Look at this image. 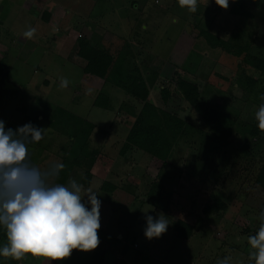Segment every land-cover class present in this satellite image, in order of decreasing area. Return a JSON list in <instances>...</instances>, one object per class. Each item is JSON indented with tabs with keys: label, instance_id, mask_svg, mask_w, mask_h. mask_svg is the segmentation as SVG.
<instances>
[{
	"label": "rangeland",
	"instance_id": "obj_1",
	"mask_svg": "<svg viewBox=\"0 0 264 264\" xmlns=\"http://www.w3.org/2000/svg\"><path fill=\"white\" fill-rule=\"evenodd\" d=\"M236 1L224 9L215 0H199L192 13L177 0H0V119L14 130L29 121L45 128L44 139L29 145L32 162L42 169L63 163L57 182L76 179L81 195L91 188L102 201L97 248L73 249L74 256L52 264H218L225 256L231 264H250L247 237L264 209V189L256 182L264 167V131L250 133L264 103V76L244 62L246 54L264 60V10L253 3L260 0H246L250 15L244 17L233 12ZM29 27L36 29L31 39L23 36ZM211 36L229 42L232 51L212 45ZM78 40L88 41L97 54L109 48L129 57L125 69H139L147 98L128 95L108 77L88 71ZM62 78L67 87L60 86ZM183 79L199 86L206 105L237 118L231 144L218 145L179 88ZM7 80L16 88L5 89ZM99 94L109 99L107 109L95 104ZM146 102L185 121L166 167L135 145L124 147L134 114ZM86 131L87 139L77 136ZM83 139L97 157L71 170L66 160L78 154L71 147L76 151ZM106 181L117 189L107 191ZM153 188L165 197L169 191L162 188L173 193L170 201H160L166 209L148 201ZM216 196L225 208L206 213L204 206ZM149 209L170 223L166 233L150 240L141 211ZM183 215L194 226L188 239L174 230ZM27 257L29 264L49 260Z\"/></svg>",
	"mask_w": 264,
	"mask_h": 264
},
{
	"label": "clouds",
	"instance_id": "obj_2",
	"mask_svg": "<svg viewBox=\"0 0 264 264\" xmlns=\"http://www.w3.org/2000/svg\"><path fill=\"white\" fill-rule=\"evenodd\" d=\"M199 0H177L181 8L195 13ZM211 0H208L209 4ZM227 9L229 0H215ZM34 27L23 32L31 39ZM67 79L60 86L67 87ZM257 127L264 131V103L255 112ZM45 128L31 121L14 130L5 127L0 119V228L6 242L0 244V257L21 259L26 254L45 257L50 261L62 260L73 249L90 251L100 244L97 230L100 224L102 201L99 193L91 188L81 195L83 185L70 178L66 183L57 182L63 163H53L46 168L34 164L29 145L44 139ZM86 196V199H85ZM143 211L144 235L147 239L159 238L166 233L169 221L166 215ZM258 228L247 237L250 264H264V209L257 217ZM218 264H231L225 256Z\"/></svg>",
	"mask_w": 264,
	"mask_h": 264
},
{
	"label": "trees",
	"instance_id": "obj_3",
	"mask_svg": "<svg viewBox=\"0 0 264 264\" xmlns=\"http://www.w3.org/2000/svg\"><path fill=\"white\" fill-rule=\"evenodd\" d=\"M263 1L264 0H260L256 3L255 1H253V3L256 4L257 7L264 10V7L262 5ZM73 3L74 4H72V2L69 3V6H67L68 9L75 5V1ZM243 3L244 6L241 7ZM246 4V0H237L234 7L232 8L233 12L242 14L241 16L244 17L249 16L250 12H247L244 9ZM207 36H209V34H207ZM207 38L211 41L212 45L222 46L225 49L231 50L229 42L219 37L216 38L214 36ZM78 44L80 45V49L77 50L79 51L78 54H81L82 57L88 60V64L86 65V69L88 71H97L99 75L108 77L121 89L125 90L126 94L128 95H133L136 97L140 96L144 99L147 98L144 76L141 75L139 69H134L132 74L131 71L128 72L125 69V64L128 63L129 57H126L123 52L115 55L114 52H112L108 48V50L105 49L106 52H103L102 50L97 54L93 51L94 47L91 45L89 46L88 41L78 40ZM102 47H104V44H102ZM249 47L250 45L242 46L239 48L237 47L238 51L235 52L236 55L241 56V54L244 53V50L247 51ZM245 58V64H250L256 69H259L264 76V60L252 57L250 54H246ZM146 75L153 78L154 80L156 79L155 76L150 73V71ZM249 83L255 85V87L258 85V82L256 80H249ZM179 88L184 92L185 98L187 100H190V102L194 104L195 109L203 116L205 121L209 123L213 130V134L218 139V145L222 144L226 146L228 144H231V138H233L234 136L237 118H235L231 113L219 111L214 106H209L202 102L200 100V91L198 85L183 79L179 84ZM13 92L16 91L14 90ZM95 104L107 109L109 105V99L106 98L103 94H99L95 100ZM64 114L69 115V112H65L61 115L63 116ZM134 117L135 121L128 134V142L124 147H129L126 145H135L143 149L145 152L151 154L152 156L160 159L163 162V167H166L172 149L183 131L185 121L181 119L177 114L159 108L151 102H146L143 105L142 109L134 114ZM246 118H249L250 121L253 119L252 116H246ZM51 123L53 124L52 121ZM54 124L56 125L55 122ZM85 133L87 134V137L82 133L77 136L81 135L85 139H87L89 135L88 131H86ZM250 133L251 135H256L258 133L257 124L253 126V129L250 131ZM82 145L83 146L76 147V151L73 150V147H71L72 153L77 152L79 154H77V156L73 157V159L71 160H66L71 161V170L75 166L79 168L82 162H86L85 159H88L89 161V159H96L97 157V153H90V149L88 148V143L86 142V140H84V143H82ZM91 163L93 164V162ZM256 182L261 186V188L264 189V167L261 171H259ZM104 187H106L107 191H113L117 189V186L109 181H106ZM162 190L169 191L168 197H165L164 194L158 193L156 189L153 188L149 192L148 201H150L153 205L159 206L162 209H166L167 206L160 201L162 199H164L166 202L170 201L172 197L171 194L173 195V193L166 188H162ZM167 205L169 206L168 203ZM220 208H225V205L223 204L221 199L216 196L215 203H207L204 206V211L206 213H212L214 211H218V209ZM184 218L185 215H183V217H180L174 223V230L179 238L188 239L193 235L194 226L187 222ZM3 240L6 241V236L4 230L0 228V241ZM74 253L76 254V252ZM71 256H74V254H71ZM11 259L12 260L9 261V257H0V264H29L32 261V259L29 257H23L19 260L13 259L11 257ZM37 263L41 264L40 261H38ZM45 264H52V262L48 260Z\"/></svg>",
	"mask_w": 264,
	"mask_h": 264
},
{
	"label": "water",
	"instance_id": "obj_4",
	"mask_svg": "<svg viewBox=\"0 0 264 264\" xmlns=\"http://www.w3.org/2000/svg\"><path fill=\"white\" fill-rule=\"evenodd\" d=\"M12 88H16V86H14V84L12 82L7 80L5 83V89H12ZM104 251H105V249H103V251H102L103 254H104Z\"/></svg>",
	"mask_w": 264,
	"mask_h": 264
}]
</instances>
